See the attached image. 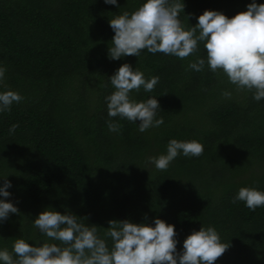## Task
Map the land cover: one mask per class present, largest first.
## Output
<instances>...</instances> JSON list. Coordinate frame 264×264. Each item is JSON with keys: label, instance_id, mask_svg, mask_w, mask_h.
Instances as JSON below:
<instances>
[{"label": "trees", "instance_id": "trees-1", "mask_svg": "<svg viewBox=\"0 0 264 264\" xmlns=\"http://www.w3.org/2000/svg\"><path fill=\"white\" fill-rule=\"evenodd\" d=\"M138 3L0 0L4 85L23 97L0 113V184L11 181L3 199L18 208L0 222V247L11 251L19 237L47 239L32 219L51 207L96 224L101 236L111 219L151 223L159 217L174 225L177 252L192 230L212 225L229 243L214 264H264V207L253 211L232 201L241 186L264 191V99L235 91L207 66L186 70L189 60L204 55L202 45L183 60L146 50L110 59L108 21ZM248 3L183 0L179 18L195 25L205 9L232 17ZM125 62L145 78L159 77L151 92L131 93L138 101L157 98L159 127L139 132L126 119L108 117V77ZM109 119L119 121V133L108 130ZM173 137L197 140L202 153L178 155L164 170L148 164L146 157L164 152Z\"/></svg>", "mask_w": 264, "mask_h": 264}, {"label": "clouds", "instance_id": "clouds-1", "mask_svg": "<svg viewBox=\"0 0 264 264\" xmlns=\"http://www.w3.org/2000/svg\"><path fill=\"white\" fill-rule=\"evenodd\" d=\"M104 3L117 5V0ZM183 8V0H139L131 12L125 10L112 16L108 23L114 35L108 57H139L146 50L183 60L196 54L202 45L204 55L189 60L186 70L200 72L207 66L211 72L226 76L235 91L250 92L256 101L264 99V3L251 0L246 10L232 17L205 9L190 26L179 18ZM5 71L0 65V113L23 99L4 85ZM108 79L113 89L104 97L108 117L126 119L136 124L139 132L164 123L163 117L157 115L160 105L156 97L138 101L131 95L141 88L151 92L158 76L145 78L141 70L125 62ZM222 95L231 97L232 92L225 90ZM106 123L110 132L119 133V121L109 119ZM16 127L15 123L10 125L9 135ZM202 151L203 145L197 140L173 137L164 152L147 156L146 162L164 170L178 155L199 156ZM10 187L11 181L6 178L0 184V222L9 213L18 212L15 204L3 199L10 196ZM232 201H243L254 211L264 207V191L241 186ZM32 225L47 239L29 243L23 237L16 238L11 251L0 247V264H214L229 247L212 225H201L184 238L182 250L177 252L174 225L159 217L151 223L111 219L101 236L96 224H87L71 212L46 207L32 219Z\"/></svg>", "mask_w": 264, "mask_h": 264}]
</instances>
